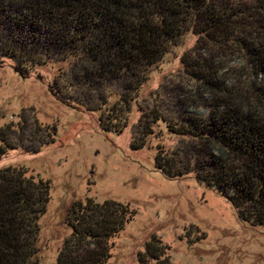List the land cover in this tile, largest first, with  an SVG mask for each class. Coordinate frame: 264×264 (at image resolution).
<instances>
[{"label":"trees","instance_id":"16d2710c","mask_svg":"<svg viewBox=\"0 0 264 264\" xmlns=\"http://www.w3.org/2000/svg\"><path fill=\"white\" fill-rule=\"evenodd\" d=\"M191 32L198 41L182 65L196 105L208 114L180 107L167 118L154 105L131 147L148 146L154 125H165L190 152L189 163L175 169L174 155L157 146L162 175H193L227 200L242 223L264 229V0H0V65L9 61L22 78L40 80L39 70L58 68L50 93L64 105L100 114L104 131L119 135L133 94ZM93 77L99 82L89 86ZM118 82L127 95L103 91ZM75 86L87 87L81 94L94 95L91 104L67 96ZM21 120L0 126V161L22 148L12 140L22 134ZM51 198L50 181L21 167L0 169V264H44L41 221ZM130 217L129 206L115 201H74L65 218L70 234L51 264H108L111 242ZM138 264H172L168 247L151 237Z\"/></svg>","mask_w":264,"mask_h":264},{"label":"rangeland","instance_id":"374dc122","mask_svg":"<svg viewBox=\"0 0 264 264\" xmlns=\"http://www.w3.org/2000/svg\"><path fill=\"white\" fill-rule=\"evenodd\" d=\"M197 41V36L189 33L153 68L150 81L133 94L130 120L119 135L104 131L99 125L100 114L64 105L50 93L48 84L58 68L39 70L41 81L36 75L22 78L9 61L0 65V126H17L20 117L24 121L22 134L12 138L23 149L9 152L0 161V169L21 167L52 184L48 213L41 221L44 264L55 261L70 234L65 224L68 207L87 198L98 203L115 201L129 206L131 212V221L111 242L108 264H138V255L151 237L168 247L172 264H264V229L242 223L227 200L193 175L169 180L156 168L157 146L174 155L175 169L189 163L186 141L160 124L154 125L155 135L148 146L131 147L139 135L140 120H150L154 105L158 104L167 118L177 116L180 107L200 116L208 114L196 105L200 101L191 95L195 87L182 65V57ZM95 81L99 82L93 77L89 86ZM102 87L112 95L128 94L120 82ZM83 89L75 86L67 96L91 104L94 95L84 97L81 92H87V87ZM157 94L160 102L155 101Z\"/></svg>","mask_w":264,"mask_h":264}]
</instances>
